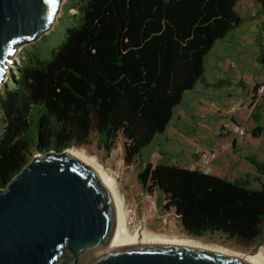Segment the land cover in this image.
<instances>
[{"label":"trees","instance_id":"1","mask_svg":"<svg viewBox=\"0 0 264 264\" xmlns=\"http://www.w3.org/2000/svg\"><path fill=\"white\" fill-rule=\"evenodd\" d=\"M239 0H80L63 41L21 53L0 91V187L34 151L92 142L106 153L122 136L124 161L166 130L186 90L205 79L206 57L244 20ZM259 13L264 12V0ZM65 5V4H64ZM76 8L75 12L71 9ZM46 35H43V41ZM41 42V43H42ZM264 62V54L258 56ZM258 83L255 86V91ZM260 130V131H258ZM264 130L255 127L257 136ZM264 172V161L248 156ZM138 178L161 190L191 237L220 232L254 242L264 226V182L230 180L176 163L146 162Z\"/></svg>","mask_w":264,"mask_h":264},{"label":"rangeland","instance_id":"2","mask_svg":"<svg viewBox=\"0 0 264 264\" xmlns=\"http://www.w3.org/2000/svg\"><path fill=\"white\" fill-rule=\"evenodd\" d=\"M79 2L80 0H63L62 9L50 29L36 40L17 45L16 52L11 56L15 61L13 63L8 61L5 64L3 71H6V74L1 79L0 91L13 68L21 63L22 52L39 44L42 55L46 57L50 49L63 41L65 26L72 22L71 13L67 8ZM259 8L258 0H251V3L242 0L237 5V10L244 15V20L223 39H219L206 57L205 76L213 85L206 88L204 82L200 80L194 89L184 93L181 103L175 107V113L181 114L182 120H177L174 116L166 130L154 136L142 149L141 164L138 161L132 164L125 163L122 136L110 153H106L100 147L96 135H93L89 144L71 146L94 156L103 170L115 180L123 199L124 211L128 205L136 208L138 220L136 224L129 226L131 230L141 225L142 228L166 235H188L174 209L163 206L165 197L162 191L155 189L151 193L141 185L138 174L146 162L176 163L194 168L197 163L196 156L201 159L202 152L215 151L217 156L210 163H205L201 159L207 172L230 180L248 178L252 187H260L264 182V172H260L248 159L250 154H255L259 160L264 161V131L258 137L253 135L255 130L253 126L256 122L253 114L257 110L261 115L260 120L264 119V102L251 111L249 92L252 83L255 84L261 75L263 64L257 57L264 54V12L258 13ZM76 10L73 8L71 12ZM43 35H46L44 42ZM200 99L204 101L202 110L205 120L196 124L197 120L192 114L200 110ZM215 103L220 105L222 113H218ZM231 116L237 121H233ZM236 124L245 126L244 136L235 133ZM201 127H205L206 130L202 131ZM196 137L200 139L198 144L194 140ZM205 139L208 142H205ZM196 147L199 148L198 151ZM37 153L39 152L34 151L29 161ZM197 238L243 252H255L264 246V226L263 232L254 242L229 239L220 232H207ZM58 264H72V260H61Z\"/></svg>","mask_w":264,"mask_h":264},{"label":"water","instance_id":"3","mask_svg":"<svg viewBox=\"0 0 264 264\" xmlns=\"http://www.w3.org/2000/svg\"><path fill=\"white\" fill-rule=\"evenodd\" d=\"M62 1L0 0V82L17 45L50 29ZM66 149L37 153L0 187V264H254L174 243L107 248L118 215L113 196L103 176Z\"/></svg>","mask_w":264,"mask_h":264},{"label":"bare ground","instance_id":"4","mask_svg":"<svg viewBox=\"0 0 264 264\" xmlns=\"http://www.w3.org/2000/svg\"><path fill=\"white\" fill-rule=\"evenodd\" d=\"M66 150L78 156L84 162L95 168L101 174V176H103V179L105 180L106 185H108L111 195L113 196V201L115 203L118 215L116 228L110 242L107 245V248L137 244L174 243L181 245L206 247L235 255L254 264H264V246H261L255 252H243L220 243H207L199 238L191 237L188 235H166L162 232H155L142 227L131 230L128 226L126 213L123 209V199L118 192L115 180L103 170L101 165H99L95 160L94 156H90L75 147H69Z\"/></svg>","mask_w":264,"mask_h":264},{"label":"crops","instance_id":"5","mask_svg":"<svg viewBox=\"0 0 264 264\" xmlns=\"http://www.w3.org/2000/svg\"><path fill=\"white\" fill-rule=\"evenodd\" d=\"M242 0H239V2H238V4L241 2ZM245 1H247L248 3H251V0H245ZM260 9V8H259ZM240 13V12H239ZM258 13H259V11H258ZM241 14V13H240ZM242 15V14H241ZM242 16H244V15H242ZM258 57V56H257ZM261 77H262V75H260L259 76V78L257 79V81L255 82V84H253L252 83V85H251V87H250V90H249V92H250V103H251V107H250V110L252 111V110H255L256 109V107L257 106H259L261 103H263L264 102V97H260V98H258V99H255V86H256V84L261 80ZM202 82H204V84L206 85L205 87L207 88H209L211 85H213V82H210L207 78H206V76H205V79L204 80H202ZM195 88V87H194ZM193 88V89H194ZM189 90H191V89H189ZM187 91V90H186ZM185 91V92H186ZM183 97H184V95H183ZM183 99V98H182ZM182 101V100H181ZM181 103V102H180ZM179 103V104H180ZM199 105H200V110H198V111H196V112H193V114H192V116L193 115H195V119L197 120V122H196V124L197 123H202V121H204L205 120V116L203 115L204 114V111L202 110L203 108V106H204V101L202 100V99H200L199 100ZM214 106L217 108V110H218V113H222V111H221V109H220V105L218 104V103H215L214 104ZM220 110V111H219ZM197 114V115H196ZM174 116H176V118H177V120H182V115L181 114H176L175 113V108H174V114H173V117ZM260 112H258L257 110L255 111V113L253 114V117H254V119L256 120V122H254V126H253V128L254 127H261V128H263L264 129V119L261 121L260 120ZM172 117V118H173ZM231 119L233 120V121H237L236 120V118L234 117V116H231ZM176 124V123H175ZM201 130L203 131V130H206V128L205 127H201ZM258 131H260V130H258ZM264 130H262V132H263ZM261 132V133H262ZM261 133L260 134H258L257 136L253 133V135L255 136V137H258V136H260L261 135ZM195 140V143L196 144H198L199 142H200V139H198L197 137L194 139ZM205 142H208L207 141V139H205ZM235 143V142H234ZM196 149H197V151L199 150V148H197L196 147ZM196 159H197V163H196V166L194 167V168H199V169H202V170H204V171H207V168L206 167H204L203 165H202V163H201V159L198 157V156H196L195 157ZM211 173V172H210Z\"/></svg>","mask_w":264,"mask_h":264},{"label":"built area","instance_id":"6","mask_svg":"<svg viewBox=\"0 0 264 264\" xmlns=\"http://www.w3.org/2000/svg\"><path fill=\"white\" fill-rule=\"evenodd\" d=\"M261 80L258 82V87L255 91V99H258L260 97H264V62L262 64L261 68ZM235 133L238 136H244L246 133V128L244 125L236 124L235 126ZM217 156V153L215 151L211 152H202L201 159L205 163H210L215 157ZM150 196V195H148ZM126 213V219L128 226L136 224L138 218H137V212L136 208L132 207V205H128L125 210ZM141 228V225H139L136 229Z\"/></svg>","mask_w":264,"mask_h":264},{"label":"snow or ice","instance_id":"7","mask_svg":"<svg viewBox=\"0 0 264 264\" xmlns=\"http://www.w3.org/2000/svg\"><path fill=\"white\" fill-rule=\"evenodd\" d=\"M56 0H49V3H55Z\"/></svg>","mask_w":264,"mask_h":264}]
</instances>
